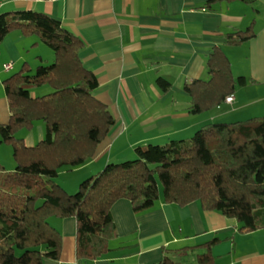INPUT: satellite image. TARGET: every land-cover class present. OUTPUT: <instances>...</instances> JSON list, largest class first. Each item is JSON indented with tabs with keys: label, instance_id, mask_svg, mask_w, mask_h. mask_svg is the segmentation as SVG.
Wrapping results in <instances>:
<instances>
[{
	"label": "trees",
	"instance_id": "obj_1",
	"mask_svg": "<svg viewBox=\"0 0 264 264\" xmlns=\"http://www.w3.org/2000/svg\"><path fill=\"white\" fill-rule=\"evenodd\" d=\"M217 1L221 0H211ZM14 31L36 36L55 59L50 64L42 60L34 72L26 63L4 81L11 115L8 124H0V145L12 146L16 168L7 171L0 162V264L58 260L62 235L51 225L53 217L76 218L78 256L98 259L116 236L114 204L128 200L141 213L153 208L161 194L170 204L199 202L207 211L235 219L243 232L264 229V116L212 122L187 139L138 146L136 159L108 163L85 179L77 193H67L55 181L60 171L90 163L116 120L94 96L99 81L83 65L84 43L77 35L44 12L9 11L0 14V50ZM254 36L249 29L226 38L235 46ZM207 67L208 80L184 85L193 115L214 110L246 83L245 78L234 77L220 48L213 51ZM159 84L166 91L171 87L164 79ZM39 121L45 137L28 146L17 134L32 130ZM216 243L194 247L203 250L197 255L199 264H215ZM161 264L173 262L165 257Z\"/></svg>",
	"mask_w": 264,
	"mask_h": 264
},
{
	"label": "crops",
	"instance_id": "obj_2",
	"mask_svg": "<svg viewBox=\"0 0 264 264\" xmlns=\"http://www.w3.org/2000/svg\"><path fill=\"white\" fill-rule=\"evenodd\" d=\"M16 10L44 12L84 43L81 60L99 81L94 96L116 120L98 155L79 168H89L85 176L123 162L138 146L187 139L212 122L264 116V0H0V13ZM249 29L255 33L252 39L228 44V34ZM40 45L36 36L19 31L1 44L0 124H8L11 115L4 81L26 63L31 68L30 59L42 61L36 55L40 51H34ZM216 48L229 58L234 77L246 83L237 86L232 104L225 101L193 115L184 85L209 79L207 63ZM6 64H12L11 70ZM159 79L170 89L164 90ZM21 137L27 144L33 134ZM1 155L0 150V162ZM112 216L116 236L98 259L78 256L76 218H51L62 248L58 260L44 264H161L165 257L173 264H199L203 250L194 247L211 240H217L215 264H264V229L243 232L235 219L207 211L199 202L170 204L161 194L153 208L136 213L130 201L120 200Z\"/></svg>",
	"mask_w": 264,
	"mask_h": 264
},
{
	"label": "rangeland",
	"instance_id": "obj_3",
	"mask_svg": "<svg viewBox=\"0 0 264 264\" xmlns=\"http://www.w3.org/2000/svg\"><path fill=\"white\" fill-rule=\"evenodd\" d=\"M34 51L37 52V53L40 51V53H38L36 55H40V57L43 60L44 64H50L55 59L54 52L49 47L44 45L43 43H41L40 48H38L36 50L34 49ZM31 60H32L31 69H32V72H34L36 70V68L38 67V65L41 64V60L39 58H32V59H30V61ZM15 72H17V71H15ZM15 72H12L9 76H11ZM43 91H46V89H43V90H40V91H36V92L38 93V92H43ZM36 92L33 93L34 96L37 95ZM29 133H32L33 137H31V138L28 137V142H27L26 145L34 146L39 141H41L45 137V133H46L45 132V127H44V124L42 123V121L37 122V124H35V126H34V128L32 130H22L17 135L20 136V137L22 135L24 137V136L28 135ZM0 138H1V134H0ZM1 148H2V149H0L1 152H2L1 158L3 159L1 164L7 170L12 169V170H9V171H14V169L16 168V161H15V158H14V152H13L12 146L3 145V147H1ZM133 159H136L135 150H133V155L129 156L128 158H126V160H123V162L124 161H128V160H133ZM104 168L105 167L103 166L101 169L103 170ZM87 170H89L88 167H87V169H79L78 168V169H74V170H67V169L61 170L60 173H59V176L55 179V181L67 193L75 194V193H77L79 191L80 184L85 179L89 178V175L85 176Z\"/></svg>",
	"mask_w": 264,
	"mask_h": 264
},
{
	"label": "built area",
	"instance_id": "obj_4",
	"mask_svg": "<svg viewBox=\"0 0 264 264\" xmlns=\"http://www.w3.org/2000/svg\"><path fill=\"white\" fill-rule=\"evenodd\" d=\"M51 1H55V0H51ZM11 68H12V64H6V65H5V69H6V71L11 70ZM233 101H234L233 96H228V97L226 98V103H228V104H232Z\"/></svg>",
	"mask_w": 264,
	"mask_h": 264
}]
</instances>
